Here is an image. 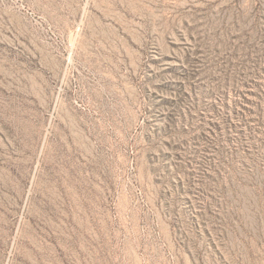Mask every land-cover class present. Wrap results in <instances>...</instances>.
<instances>
[{
    "label": "rangeland",
    "instance_id": "1",
    "mask_svg": "<svg viewBox=\"0 0 264 264\" xmlns=\"http://www.w3.org/2000/svg\"><path fill=\"white\" fill-rule=\"evenodd\" d=\"M0 264H264V0H0Z\"/></svg>",
    "mask_w": 264,
    "mask_h": 264
}]
</instances>
